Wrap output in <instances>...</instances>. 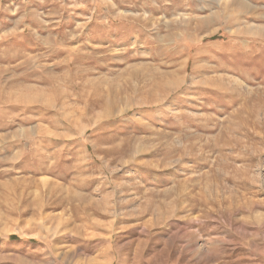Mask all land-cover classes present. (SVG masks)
<instances>
[{
    "label": "rangeland",
    "instance_id": "obj_1",
    "mask_svg": "<svg viewBox=\"0 0 264 264\" xmlns=\"http://www.w3.org/2000/svg\"><path fill=\"white\" fill-rule=\"evenodd\" d=\"M0 86V264H264V0H0Z\"/></svg>",
    "mask_w": 264,
    "mask_h": 264
},
{
    "label": "bare ground",
    "instance_id": "obj_2",
    "mask_svg": "<svg viewBox=\"0 0 264 264\" xmlns=\"http://www.w3.org/2000/svg\"><path fill=\"white\" fill-rule=\"evenodd\" d=\"M26 36H27V35H26ZM56 40H57V39H56ZM26 42H27V40H26ZM49 42H50V41H49ZM50 45H51V44H50ZM50 48H51V47H50ZM23 63H24V62H23ZM23 63H22V64H23ZM26 63H27V62H26ZM72 66H73V65H72ZM155 71H156V70H155ZM51 72H52V71H51ZM169 74H170V73H169ZM47 76H48V75H47ZM49 76H50V75H49ZM169 76H170V75H169ZM39 79H40V78H39ZM3 80H4V79H3ZM9 80H10V79H9ZM36 80H37V79H36ZM159 80H160V79H159ZM55 82H56V81H55ZM156 82H157V81H156ZM2 86H3V85H2ZM29 86H30V85H29ZM56 86H57V85H56ZM0 87H1V86H0ZM9 87H11V86H9ZM12 87H13V86H12ZM30 87H31V86H30ZM32 87H33V86H32ZM23 88H24V87H23ZM28 89H31V88L28 87ZM51 89H52V88H51ZM17 90H18V89H17ZM35 90H36V89H35ZM2 91H3V90H2ZM6 91H7V90H6ZM51 91H52V90H51ZM7 92H8V91H7ZM10 92H11V91H10ZM10 92H9V93H10ZM48 92H49V91H48ZM57 92H58V91H57ZM5 93H6V92H5ZM12 93H13V92H12ZM15 93H16V92H15ZM33 93H34V91H33ZM43 94H45V92H44ZM48 95H49V93H48ZM54 95H55V94H54ZM2 96H3V95H2ZM4 97H5V96H4ZM8 98H9V97H8ZM3 100H5V99H3ZM3 100H2V101H3ZM7 100H8V99H7ZM9 100H10V99H9ZM50 101H51V100H50ZM43 102H44V101H43ZM48 102H49V99H48ZM51 102H52V101H51ZM44 104H45V103H44ZM51 104H52V103H51ZM45 105H46V104H45ZM47 106H48V105H47ZM50 107H51V106H50ZM54 107H55V106H54ZM61 108H62V107H61ZM62 109H63V108H62ZM104 115H105V114H104ZM105 116H106V115H105ZM105 116H104V117H105ZM107 116H108V115H107ZM3 152H4V150H3ZM4 154H5V153H4Z\"/></svg>",
    "mask_w": 264,
    "mask_h": 264
}]
</instances>
